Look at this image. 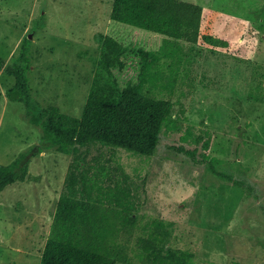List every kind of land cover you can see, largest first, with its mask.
<instances>
[{"label":"rangeland","instance_id":"obj_1","mask_svg":"<svg viewBox=\"0 0 264 264\" xmlns=\"http://www.w3.org/2000/svg\"><path fill=\"white\" fill-rule=\"evenodd\" d=\"M186 1L204 7V31L220 40L178 42L180 58H162L144 84L172 102L155 153L100 143L78 151L120 177L135 205L129 260L116 264H143L136 239L156 227L192 264H264V0ZM112 2L0 0V163L29 157L26 178L0 190V264H39L73 155L31 154L41 129L6 96L15 80L6 68L29 66L41 107L80 116Z\"/></svg>","mask_w":264,"mask_h":264},{"label":"trees","instance_id":"obj_2","mask_svg":"<svg viewBox=\"0 0 264 264\" xmlns=\"http://www.w3.org/2000/svg\"><path fill=\"white\" fill-rule=\"evenodd\" d=\"M206 16L202 5L186 0H113L111 25L99 34V61L78 117L39 105L31 94L29 66L6 68L15 79L6 96L22 102L29 121L41 129L31 154L44 148L73 152L39 264L128 262L136 224L129 188L104 162L86 160L78 149L100 143L155 153L172 102L145 92L144 84L157 80L162 58H180L178 42L218 44V37L204 31ZM28 158L21 152L0 163V190L26 178ZM136 244L143 264H192V252L169 247L157 227L138 236Z\"/></svg>","mask_w":264,"mask_h":264}]
</instances>
